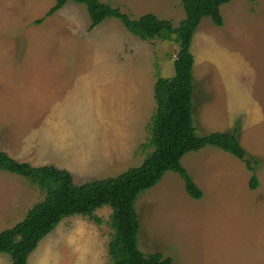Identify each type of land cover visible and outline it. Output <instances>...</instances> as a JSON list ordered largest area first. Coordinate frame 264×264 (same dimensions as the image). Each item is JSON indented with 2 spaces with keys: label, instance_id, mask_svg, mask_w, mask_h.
<instances>
[{
  "label": "rangeland",
  "instance_id": "1",
  "mask_svg": "<svg viewBox=\"0 0 264 264\" xmlns=\"http://www.w3.org/2000/svg\"><path fill=\"white\" fill-rule=\"evenodd\" d=\"M100 1L131 19L152 13L177 26L185 16L178 0ZM54 3L0 0V151L66 169L76 184L116 177L148 152L142 146L153 86L173 76L178 46L140 40L116 19L89 30L85 7L73 2L47 16ZM220 14L222 26L203 18L191 42L193 124L199 137L236 130L257 160L258 187L250 190L252 173L243 162L207 146L181 160L200 200L173 172L139 195L138 248L173 264H264V0H231ZM43 196L25 178L0 171V207L13 201L11 210H0V232ZM110 213L108 206L95 211L99 225L64 218L27 264H111ZM0 264H11L10 257L0 254Z\"/></svg>",
  "mask_w": 264,
  "mask_h": 264
},
{
  "label": "trees",
  "instance_id": "2",
  "mask_svg": "<svg viewBox=\"0 0 264 264\" xmlns=\"http://www.w3.org/2000/svg\"><path fill=\"white\" fill-rule=\"evenodd\" d=\"M178 1L185 16L177 26L152 13L131 19L119 7L100 0H55L48 10L47 16L59 11L67 2L80 4L88 14L89 30L107 19H116L140 40H174L178 50L173 60V76L158 78L154 83L155 108L146 127L147 141L142 146L148 152L139 166L110 179L76 184L66 169L53 165L32 166L0 151V171L21 176L44 193L43 199L29 208L20 222L0 232V254L8 255L12 264H27L39 242L64 218L81 216L101 224L94 213L104 206L111 210L108 225L112 233L107 246L111 264H173L169 257L159 253L144 254L139 250L135 203L139 195L155 187L167 172L179 176L191 199L200 200L203 193L181 160L186 154L207 146L243 162L252 173L250 190L258 187L252 166L257 160L243 149L236 130L199 137L193 124L194 58L190 52L191 42L203 18H209L217 27L222 26L220 7L231 0Z\"/></svg>",
  "mask_w": 264,
  "mask_h": 264
},
{
  "label": "crops",
  "instance_id": "3",
  "mask_svg": "<svg viewBox=\"0 0 264 264\" xmlns=\"http://www.w3.org/2000/svg\"><path fill=\"white\" fill-rule=\"evenodd\" d=\"M48 113H50V112H48ZM55 113H51V114H46V115H54ZM45 129V128H44ZM43 129H40V130H38V132L39 133H37V135H39V136H45V134H41L40 133V131H42ZM37 131V130H36ZM32 132H35L34 130L33 131H31V133ZM44 132V131H43ZM53 133H54V131H53ZM48 137H49V135H47ZM42 139H44V137H41ZM44 151H48L49 153H50V151H49V149L46 147L45 148V150ZM56 167V166H55ZM7 199L6 200H4L2 203H1V207H0V210H2L3 209V211H4V209L5 210H11V207H12V205H10V203L11 202H13V201H10V203L8 202L7 203ZM17 202H18V200L17 201H15V204L14 205H16L17 204ZM2 206H4V208L2 207ZM11 264H12V262H11Z\"/></svg>",
  "mask_w": 264,
  "mask_h": 264
}]
</instances>
